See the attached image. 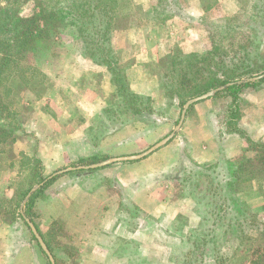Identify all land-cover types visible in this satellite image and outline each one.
I'll return each instance as SVG.
<instances>
[{"label":"rangeland","instance_id":"obj_1","mask_svg":"<svg viewBox=\"0 0 264 264\" xmlns=\"http://www.w3.org/2000/svg\"><path fill=\"white\" fill-rule=\"evenodd\" d=\"M138 2L141 0L120 2L111 42L115 66L125 76L129 91L149 97L150 109L140 114L127 110L107 67L99 59L77 56L78 34L69 24L59 25L58 34L47 43L48 48L36 56L33 67L38 72L30 78L25 75L26 82L15 76L5 80L2 93H8L6 101L16 113L19 129L13 142L0 146V200L15 198L17 192L31 187L27 196L40 185L29 183L33 174L25 159H29V145L37 146L29 134V106L31 100L57 92V86L70 79L71 71L64 66L75 64L76 57L81 68L89 72L85 80L91 81L95 89L101 81L105 82V72L115 88L114 95L105 101L108 107L104 114L93 121L91 135L99 142L104 133L119 135L106 141L102 151L87 159L88 163L74 161L46 169L41 166L32 176L36 183L43 172L48 173L43 178H48L75 168L55 176L58 178L43 192L33 191L23 208L26 196L19 204L20 215L22 208L30 219L25 214L27 210L31 222L48 242L55 264H217V260L222 264H247L248 258H255L253 253L264 246V189L258 192L251 182L237 183L231 188L222 185L225 161L247 153L245 141L237 134L227 133L231 129L226 123L236 107L239 129L249 137V127L240 124L241 110L250 104L251 96L264 91V84L244 88L236 97L224 94L191 106L174 138L141 160L117 163L96 172L76 169L109 158L140 154L175 129L185 102L192 98L169 97L165 92L171 83L166 75L172 56L185 58L193 49L195 54L203 55L211 46V38L228 35L236 41L253 40L247 49V62H255L257 55L264 59V0H151L147 6ZM36 12L33 3L19 7L23 17ZM169 16H176L178 22L173 25L176 35L172 43H165L160 23ZM186 16L199 18V22L190 23ZM228 25L238 29L228 34ZM141 48H147L148 54L140 55ZM229 55L231 58L234 54ZM139 63L142 68L145 65L144 71L139 70ZM261 74L264 71L254 77ZM243 79L246 77L240 80ZM69 115L74 125L79 123L77 112L71 110ZM193 118L197 119L198 128L187 129L185 122ZM85 172L98 176L87 184L97 196L80 204L76 195L65 189L71 187L73 175ZM212 196L219 203L220 213L230 211L222 200L229 204L245 203L257 214L254 222L231 212L225 223L222 220L216 225L213 234V222L207 215ZM13 205L12 210L17 203ZM0 219L9 226L11 252L7 263L3 259L6 243H0V264H50L23 218L14 224L10 217Z\"/></svg>","mask_w":264,"mask_h":264},{"label":"trees","instance_id":"obj_2","mask_svg":"<svg viewBox=\"0 0 264 264\" xmlns=\"http://www.w3.org/2000/svg\"><path fill=\"white\" fill-rule=\"evenodd\" d=\"M122 1L0 0V146L13 142V135L19 129L16 122V113L11 110L10 104L6 101L8 93H2L6 78L15 76L19 80L25 81V75L29 74L30 78L34 72L37 73L38 71L33 67V63H35L38 52L48 48L47 43L58 34V27L63 23L69 24L78 34L79 48L75 53L79 51L82 55H87L90 60L99 59L100 64L107 67L119 96L124 98L127 110L140 114L150 109V98H143L131 93L127 87L125 76L115 66L116 58L113 55L114 49L111 40L113 25L118 18L120 2ZM26 3L34 4L37 9L34 15L29 17L20 16L19 7ZM236 29L238 28H229V25L225 27L228 34ZM210 41L211 46L203 55L191 53L185 58L171 57V69L166 75L171 81L170 85L167 84L165 87L167 96L189 99L224 87V90L218 92L214 98L224 94L236 97L244 88H256L264 84V79H262L254 83L227 86L243 77L252 78L264 71V59L259 58V55L253 63L246 61L247 49L252 46L253 40L239 38L236 41L235 37L226 35L211 38ZM221 44H225V46H220ZM229 52L234 54L231 58ZM241 52L242 54H240ZM174 75H176V78ZM239 118L238 109L235 107L231 110L226 123V126L231 129L227 130V133L237 134L244 140L247 146L244 151L247 153L234 160L225 161L226 171L222 185L231 188L237 183L251 182L255 183L257 191L260 192L264 189V143L254 142L242 129H239ZM250 153L253 154L249 155ZM25 159L27 165H30V173L34 176L36 170L41 168L40 161L35 156ZM86 162L89 161L80 160V164ZM32 176H29L31 177L29 183L33 185L43 184L37 192H43L58 178H43L42 175H38L35 183ZM195 188H198V185ZM29 190H20L15 198L0 200V216L10 217L11 224H14L18 219L22 220L19 213V204ZM211 198L208 203L211 205V209L207 215L213 222L211 224L213 234L216 225L222 220L225 223L226 217L231 215V212L238 216H244V219L249 217L251 223L254 222L257 214L245 203L232 202L229 204L228 201L223 202L222 200L221 203H227L226 208L230 211L220 213L219 203L216 200L214 201L213 196ZM15 202L17 203L16 208L12 210ZM25 214L33 222L32 216L29 215L27 210ZM248 214L251 215L248 216ZM233 219L236 220L237 218L233 217ZM23 223L25 224V222ZM25 226L27 227L26 224ZM40 235L52 253L48 242L41 233ZM31 237L37 244L32 234ZM195 241L197 242V240ZM204 245H206V242H204ZM259 251L253 253L255 258H248L247 264H264V246ZM217 264L222 263L217 260Z\"/></svg>","mask_w":264,"mask_h":264},{"label":"crops","instance_id":"obj_3","mask_svg":"<svg viewBox=\"0 0 264 264\" xmlns=\"http://www.w3.org/2000/svg\"><path fill=\"white\" fill-rule=\"evenodd\" d=\"M150 2L151 0H141L138 4L147 6ZM185 18L191 19V17L188 18L187 16ZM177 22L178 18L176 16H169L161 21L165 43H172V39L176 35L173 25ZM196 22H199V18L191 19L190 23ZM128 33L126 37L129 39ZM146 49L141 48L140 55H147L148 51ZM195 51L193 49L190 53ZM75 54L77 56L82 55L79 51ZM77 60L75 57V64H72V66L66 64L64 66L65 69L68 68L71 71L68 73L70 74V79L60 83L57 86V92H47L40 99L31 100L29 106V134L37 142L35 148L29 145V157L35 156L44 169L67 166L74 161L95 157L98 151H102L106 141L113 140L119 135L118 132L104 133L102 142L95 140L91 135L90 131L93 127V121L102 115L103 110L107 109L108 106L105 101L114 95L115 88L111 85L110 78L105 75L106 72L102 70V73L105 72L103 74L105 82L101 81L100 85L95 89L91 81L85 80L89 77L87 68H81V63H78ZM144 67L145 65H143ZM138 68L144 71L140 63ZM95 77L97 78L98 76ZM71 110L77 112L80 119L76 125H74L69 115ZM241 114L240 124L244 127L245 125L249 127V129H246L249 137L255 142H264V91L251 96L250 104L243 111L241 110ZM186 124L187 129L198 128L196 118H193L188 123L186 121L184 126ZM92 172H85L78 176L77 174L73 175L71 187L65 189L67 193L76 195L80 204L88 203L97 196V193L87 186L93 179L98 177L92 176L96 175L91 174ZM45 175H48V173L43 172V177ZM9 241V226L0 219V243H6L4 252L6 256L3 259L7 263H9L8 260L11 253Z\"/></svg>","mask_w":264,"mask_h":264},{"label":"water","instance_id":"obj_4","mask_svg":"<svg viewBox=\"0 0 264 264\" xmlns=\"http://www.w3.org/2000/svg\"><path fill=\"white\" fill-rule=\"evenodd\" d=\"M262 79H264V74H261L259 76H255V77H252V78H246V79H243V80H239L237 82L230 83L227 86L233 85V84L242 85V84H246V83H254V82H257V81L262 80ZM223 90H224V87H220L218 89L211 90V91H209V92H207V93H205L203 95H200V96H197L195 98L187 100L185 102L184 106H183V109H182L181 114H180L179 121H178L175 129L168 136H166L164 139H162L161 141H159L156 144H154L148 150H146V151H144V152H142L140 154H137V155L109 158V159H107V160H105L103 162L92 164V165L86 166V167L85 166L84 167H78L76 169L77 170H97V169L104 168V167H107V166H110V165H114V164H117V163H128V162L138 161V160H141V159L149 156L150 154L154 153L155 151H157L161 147L165 146L170 140H172L174 138L176 132H178L180 130V128H181V126H182V124L184 122V119L186 117L187 111L190 109L191 106L197 104L198 102L210 99V98L214 97L218 92H221ZM73 170H75V168H68V169H65V170H61V171L53 174L51 177H55L58 174L67 173V172H70V171H73ZM51 177H49V178H51ZM41 185L42 184H40L39 186H36L35 188H33L29 192V194L25 197V199H24V201L22 203V206H21L22 208H23L24 204L26 203V201L28 200V198L31 195V193L33 191H37V189H39ZM22 208H21V216H22L25 224L27 225V227L29 228L31 234L33 235V237L37 241V244L39 245V247L42 250V252L48 258L50 264H55L53 256L50 253L47 245L43 241V239H42L41 235L39 234V232L37 231L35 225L31 222L30 219H28L23 214V209Z\"/></svg>","mask_w":264,"mask_h":264}]
</instances>
